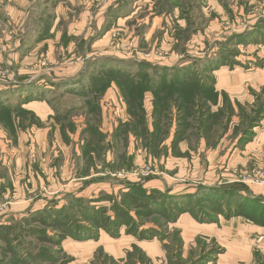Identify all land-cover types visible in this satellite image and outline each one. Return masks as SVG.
<instances>
[{
    "label": "rangeland",
    "instance_id": "rangeland-1",
    "mask_svg": "<svg viewBox=\"0 0 264 264\" xmlns=\"http://www.w3.org/2000/svg\"><path fill=\"white\" fill-rule=\"evenodd\" d=\"M63 2L62 29L72 18L84 33L72 51L53 37L54 52L35 49L29 73L6 59L18 46L6 41L11 21L0 17V97L18 100L22 83L57 79L49 73L76 64L95 73L101 64L134 73L138 61L189 66L201 84L161 92V116L155 93L144 91L139 119L114 79L84 96L44 92L54 119L25 115L48 133L30 146L19 128L0 149V225L13 229L9 242L0 238V264H264V226L241 214L264 202V186L251 181L264 172V145L254 150L264 133V0ZM128 191L153 202L133 208ZM46 207L59 209L56 227L29 220Z\"/></svg>",
    "mask_w": 264,
    "mask_h": 264
},
{
    "label": "crops",
    "instance_id": "crops-1",
    "mask_svg": "<svg viewBox=\"0 0 264 264\" xmlns=\"http://www.w3.org/2000/svg\"><path fill=\"white\" fill-rule=\"evenodd\" d=\"M63 1L68 2L69 5H72L71 1L76 0H0V17H6L9 21H11L10 30H5L3 34L6 36V41L8 43L18 46L16 47V50H12L11 52L7 53L6 59H9L10 61H14L16 59L22 60V67H24L25 72L29 73L30 67H28L27 64L30 62V59L33 58L30 55L31 53H35V49H38V47L40 49L42 46L48 51V54L52 53L54 52V39L58 38L60 40L62 38L64 43H69L70 50H74V46H72L70 42L73 40L72 38L77 40L78 37H75L77 31H80L83 34L85 27H83V22L78 24V21H74L72 18H70L69 23L66 25L67 30L62 29L64 14L69 13L66 10ZM69 11H71L70 8ZM116 19L121 21V16L116 17ZM2 24L3 23L0 22V26ZM81 38V40L87 39V35H82ZM73 66L70 67L69 70L62 69L63 72L56 71L54 74L49 73L51 74V77L55 76V74H59V76H56L58 77L57 79L50 78L49 76L43 74L33 82L22 83L20 91L23 94L17 96L19 97L18 100L15 99L14 101H9L5 96L4 98L0 97V105L8 106L11 109V116L9 119L10 124L7 125L4 121L0 120V149L6 146V144L7 149H10V145L7 142V137L9 136V133L15 135L19 128L25 129L21 130L20 134L24 137V140H26V144H29L30 146H32V141H37L36 136L39 132L42 134L48 133L50 128L45 126V128H43L42 126L39 127L38 125L33 124L37 123V119L39 120V118L41 120L54 119L52 117L55 116V111L53 108H56V105H52L51 101L43 97L45 96L44 92H48V90L56 87L57 89L59 88L60 93H80L79 91L83 89V87L87 86L89 80L88 77L94 73L92 69H85V65H83V68H81V65L78 64H76V67ZM83 73L84 80L82 82H77V79L81 77ZM2 88L4 87H0V91H2ZM114 89H116V87H114ZM17 91H19V89H14L12 90V93L17 94ZM33 92L36 95H33ZM87 100L88 98L85 99L83 103L88 104ZM64 107L66 110H70L75 106L64 105ZM19 109H24L26 112H31L32 115L35 114L38 116V118L36 120H32L28 115L23 116L19 112ZM65 116L67 115L60 117ZM29 118L32 120V124L35 127L32 128L31 125L25 126L26 121ZM56 119L61 121V119L58 117H56ZM60 131V126L59 128H55V132L60 133ZM68 135H70V133ZM251 144L253 146L254 141L251 142ZM261 144L262 146L264 145V133L255 143L256 148L254 150H256V152H260L262 150ZM251 149H253V147ZM247 150H250L248 146ZM4 189L5 188H1L2 191H5Z\"/></svg>",
    "mask_w": 264,
    "mask_h": 264
},
{
    "label": "trees",
    "instance_id": "trees-1",
    "mask_svg": "<svg viewBox=\"0 0 264 264\" xmlns=\"http://www.w3.org/2000/svg\"><path fill=\"white\" fill-rule=\"evenodd\" d=\"M97 64V63H96ZM103 67L99 68L97 73H92L89 77L88 84L86 87H83L79 92L80 95H87L86 93L94 92H103L107 87L111 85V79H114L117 82V86L120 91H122L127 95V104L129 107V112L133 117H140L139 111L144 112V108L141 105L143 101V93L146 90H152L155 93L154 99V115H160L162 112L167 111L168 108L164 107V104L168 101L169 97H172L174 91H180V88H188L192 86H199L201 83L198 79H191L192 72L189 70V66L184 68H180V65L169 67L163 65H145L142 62L138 61L135 65H139V68L134 73H128L126 70H122L120 67H110L107 64H101ZM100 65V66H101ZM141 65V66H140ZM153 68V73L150 72L151 68ZM190 71V72H189ZM100 72V73H99ZM172 76V77H170ZM84 80V73L77 79V82H82ZM113 80V81H114ZM179 87V88H178ZM90 89V90H88ZM167 93L165 94V92ZM161 92L167 95L165 97L161 96ZM87 103L92 105V109L94 110L97 107L96 104L91 103V100L88 99ZM138 108V109H137ZM18 110V109H16ZM21 115L25 116L26 110L19 109ZM10 116L11 109L8 106L0 105V120L4 121L7 125L10 124ZM161 116V115H160ZM156 124V123H155ZM159 137L155 135L154 141L158 143ZM130 192V191H128ZM133 194L132 192L127 194V197L131 203H134L135 206L133 208H138L139 206H147L150 203V200L147 201L146 198H150L151 201L153 198L146 195V193ZM167 199V197L165 198ZM72 202H79L78 199H75ZM153 202V201H152ZM252 203H247L246 206H251L247 209L243 210L241 214L246 216L250 220L263 225L264 226V202L259 200L251 201ZM159 202H157L158 204ZM244 206V205H242ZM93 207V206H92ZM117 207V206H116ZM46 207L45 209L38 210L35 213H31L30 221L32 222H41L46 226L56 227L58 225V220L56 217L55 211L56 209H51ZM63 210V209H62ZM117 215L119 218L122 216H127L125 211H122L121 207H117ZM93 212V208H91V213ZM258 212V214H255ZM30 215V214H29ZM118 218V219H119ZM12 226L9 224H1L0 225V238L5 242L10 241V234L12 233ZM9 238V239H8ZM41 238L46 241H52L49 236L42 235Z\"/></svg>",
    "mask_w": 264,
    "mask_h": 264
},
{
    "label": "built area",
    "instance_id": "built-area-1",
    "mask_svg": "<svg viewBox=\"0 0 264 264\" xmlns=\"http://www.w3.org/2000/svg\"><path fill=\"white\" fill-rule=\"evenodd\" d=\"M252 183L254 184H260L264 186V172L257 173L253 178H252ZM4 211V205L0 203V214Z\"/></svg>",
    "mask_w": 264,
    "mask_h": 264
}]
</instances>
